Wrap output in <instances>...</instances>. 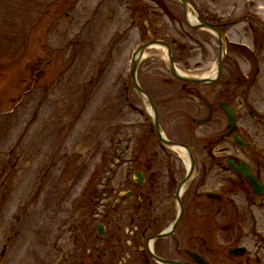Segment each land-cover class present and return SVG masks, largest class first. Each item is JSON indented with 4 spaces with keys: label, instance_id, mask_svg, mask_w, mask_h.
<instances>
[{
    "label": "rangeland",
    "instance_id": "1",
    "mask_svg": "<svg viewBox=\"0 0 264 264\" xmlns=\"http://www.w3.org/2000/svg\"><path fill=\"white\" fill-rule=\"evenodd\" d=\"M189 2L225 33L222 84L166 85V51L153 47L139 64L141 87L177 135L206 116L204 99L230 102L264 150V0ZM153 40L173 48L187 75L216 67L217 37L193 31L177 0H0V264H119L114 251L99 262L104 242L98 254L92 242L104 221L94 213L105 194L126 189L113 172L123 151L157 137L131 81L134 53ZM256 226L264 232V220Z\"/></svg>",
    "mask_w": 264,
    "mask_h": 264
},
{
    "label": "flooded vegetation",
    "instance_id": "2",
    "mask_svg": "<svg viewBox=\"0 0 264 264\" xmlns=\"http://www.w3.org/2000/svg\"><path fill=\"white\" fill-rule=\"evenodd\" d=\"M165 82L186 89L174 79ZM219 83L222 73L215 84L201 86ZM204 103L206 116L194 115L195 127L185 124L178 134L190 133L189 139L176 138L170 128L179 116L170 117V130L165 128L156 105L163 138L172 145L153 125L150 134L156 138L136 139L135 147L123 151L114 172L123 174L126 189L119 199L105 194L94 213L104 221L102 237L96 227L93 240L96 254L102 241L105 245L100 263L110 261L114 251L120 253L119 264H264V232L256 229L257 219L264 220V189L256 192L249 180L264 187V150L239 128L230 102ZM224 107L235 116L233 129ZM219 113L226 117L224 129ZM237 135L245 146L236 142Z\"/></svg>",
    "mask_w": 264,
    "mask_h": 264
},
{
    "label": "water",
    "instance_id": "3",
    "mask_svg": "<svg viewBox=\"0 0 264 264\" xmlns=\"http://www.w3.org/2000/svg\"><path fill=\"white\" fill-rule=\"evenodd\" d=\"M184 6V11H185V15L187 16V5H188V2L187 0H180ZM194 28H203V29H208V30H211L213 32H215L219 38V41H220V54H219V61H218V72L217 74L220 75V72H221V60H222V55H223V51H224V45H223V34L221 32H219L217 29H215L213 26L209 25V24H205V23H200L197 27H194ZM157 44L159 45H163L161 44V42H157ZM150 44H147L145 45L141 50H140V55L145 51V49H147L149 47ZM142 52V53H141ZM169 58H170V70L172 72V74L182 80V81H186V82H190V83H205V82H210L211 80H197V79H190V78H185V77H182L180 76L179 74H177L175 72V66H174V63H173V59H172V55H171V51L169 50ZM139 62V61H138ZM138 62H135V65H134V72L136 71L137 69V66H138ZM133 81H134V85L136 87V89L139 91V92H142V90L139 88V86L137 85V82H136V79H135V74L133 76ZM211 82H215V81H211ZM149 103H150V106H151V109L153 110V113H154V117H155V123H156V126H157V129L160 131L159 129V126H158V118H157V112H156V108L153 104L152 101L149 100ZM224 110L229 118V123H230V126L232 128V126H234L235 124V118H234V114L231 110V108L229 107H224ZM236 141L237 143L240 145V146H245V143L243 142V140H241V138L239 136H236ZM165 142V140H163ZM166 143V142H165ZM166 144H169V143H166ZM169 145H172V144H169ZM250 182L252 183V186H253V189L259 193V190H262L264 189V187H262L254 178H250L249 179ZM103 232H104V228L102 225L98 226V233L99 235H103ZM193 259L198 262V263H203L204 261L198 257L197 255H192Z\"/></svg>",
    "mask_w": 264,
    "mask_h": 264
},
{
    "label": "bare ground",
    "instance_id": "4",
    "mask_svg": "<svg viewBox=\"0 0 264 264\" xmlns=\"http://www.w3.org/2000/svg\"><path fill=\"white\" fill-rule=\"evenodd\" d=\"M187 21L189 22V24H191V25H197V19H196V17L195 16H193L192 14H191V12H189L188 13V15H187ZM158 48H160V47H158ZM142 53V52H141ZM147 55H146V52L144 53V54H141L140 56H139V59L138 60H142L144 57H146ZM182 74V73H181ZM214 74H215V72H214V70L210 73V74H206V75H203L202 77L203 78H211V77H213L214 76Z\"/></svg>",
    "mask_w": 264,
    "mask_h": 264
}]
</instances>
